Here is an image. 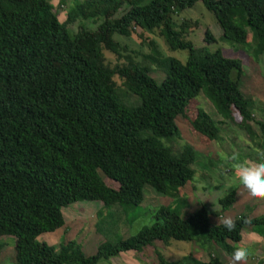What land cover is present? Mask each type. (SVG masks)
<instances>
[{
	"label": "trees",
	"instance_id": "1",
	"mask_svg": "<svg viewBox=\"0 0 264 264\" xmlns=\"http://www.w3.org/2000/svg\"><path fill=\"white\" fill-rule=\"evenodd\" d=\"M197 1L213 16L222 41L244 44L247 27L255 54L264 53V0H81L63 22L47 0H0V237L13 238L12 264H96L170 241L212 243L230 258L244 227H264V214L238 215L231 232L210 223L209 216L234 204L231 190L218 199L215 212L199 207L180 217L159 207L151 226L114 243L98 213L94 230L104 241L91 256L73 241L54 247L38 240L64 225L61 209L69 204L137 206L144 185L166 196L191 181L196 152L188 145L173 147L180 139L175 119H185L199 142L219 138L201 107L186 113L199 95L223 122L252 141H264V123L254 120L252 101L239 90L241 61L218 48H194L186 40L190 24H175ZM100 18L94 30L68 29ZM143 33H157L169 52H186L184 63L163 56ZM113 35H134L147 50L143 60L123 55L126 48ZM202 42L215 40L206 30ZM105 52L114 56L113 64ZM149 66L163 74L159 83ZM100 174L116 187H108ZM155 254L158 264H171ZM189 264L223 263L209 253L206 262Z\"/></svg>",
	"mask_w": 264,
	"mask_h": 264
},
{
	"label": "rangeland",
	"instance_id": "2",
	"mask_svg": "<svg viewBox=\"0 0 264 264\" xmlns=\"http://www.w3.org/2000/svg\"><path fill=\"white\" fill-rule=\"evenodd\" d=\"M77 1L81 0H47L53 6L59 22L64 21L66 12ZM148 1L143 0L144 3ZM181 20L190 24L186 40L190 41L194 48L205 47L209 51L218 48L223 56L241 61L242 76L239 90L245 98L252 101L250 112L254 120L264 123V53L255 54L253 32L244 27L246 32V42L244 44L222 41L220 39L221 31L213 16L204 9L199 1L195 2L191 8L181 11L175 24H178ZM100 22L101 18L87 21L80 20L68 25V29L72 33L78 31L79 27L94 30ZM206 30L215 40L212 44L207 45L202 42ZM142 36L154 40L157 49L163 56H170L180 63H184L186 52H169L157 33H143ZM112 38L126 48L123 55L131 57L136 62L142 61V56L147 53L146 48L139 44L134 35L128 38L113 35ZM104 55L106 61L111 64L115 62V58L111 54L105 52ZM149 67L151 69L150 76L159 83L163 78V74L156 68ZM120 92L124 91L121 89ZM198 106L216 123L219 138L211 143L199 142L197 135L191 133L185 119L181 117L175 119L180 139L173 142V147L188 145L196 152L195 162L191 165L194 172L191 181L166 196L159 195L149 186L144 185L142 188V201L137 206L112 205L104 207L97 201L69 204L61 209L64 225L52 233L42 234L38 240L54 247L73 241L85 256H91L96 252L98 245L104 241V238L94 230V223L96 217L98 219V215H102L105 219L102 226L107 231L108 240L114 243L135 235L143 227L151 226L154 222L155 211L159 207L175 210L180 217L193 213L199 207H204L209 212H215L219 208L218 199L231 190H235L239 194L236 202L227 212L218 216H209L210 223H221L224 216L236 218L241 214H246L249 217L263 215L264 211H257L258 206L253 209V206L260 202L257 199L251 197L248 202H243L242 196H248L249 194L236 179L233 163L229 159L233 153H239L241 160L257 161L258 152L264 150V148L261 149L264 147L263 139L258 138L252 141L233 124L223 122L215 113L212 105L202 95L197 96V99L187 108L186 113L188 116H192L195 112L194 109ZM235 119L237 120V117ZM219 121L223 123L220 124ZM251 126L253 132L259 135V126L255 123ZM100 177L108 187H116L114 182L105 179L102 174H100ZM263 245L264 227L253 226L242 229L240 242L235 245V248L247 247L249 249L250 255L247 264H264V260H260L258 257L264 248ZM162 246L161 242H155L151 246L144 247L138 253L119 254L116 257L99 260L96 264H135V261L139 264H158L155 252H158L166 262L171 264H189L201 251L204 259H207V255L211 253L218 257L223 264L230 262V258L223 255L221 249L212 243L170 241L168 246ZM13 254V238L10 236L0 237V264H12ZM182 258L185 259L181 260ZM224 260L227 262H224Z\"/></svg>",
	"mask_w": 264,
	"mask_h": 264
},
{
	"label": "clouds",
	"instance_id": "3",
	"mask_svg": "<svg viewBox=\"0 0 264 264\" xmlns=\"http://www.w3.org/2000/svg\"><path fill=\"white\" fill-rule=\"evenodd\" d=\"M229 159L233 163L236 179L249 196L264 200V152H258L257 161L241 160L239 153H233ZM221 223L229 232L236 228V220L231 216H224ZM249 255L247 247H237L230 254V264H247Z\"/></svg>",
	"mask_w": 264,
	"mask_h": 264
},
{
	"label": "crops",
	"instance_id": "4",
	"mask_svg": "<svg viewBox=\"0 0 264 264\" xmlns=\"http://www.w3.org/2000/svg\"><path fill=\"white\" fill-rule=\"evenodd\" d=\"M236 192V191H235ZM238 193L236 192V195H235V202H236V200H237V197H238ZM242 199H243V202L244 203H246V202H248L250 199H251V197L248 195V196H242ZM258 201H260L259 203H257V204H255L254 206H253V209L255 208V207H257L258 206V208H257V211L258 212H262V211H264V201H262V200H260V199H257ZM227 212V211H226ZM250 218H253V217H250ZM263 247H264V245H263ZM259 250L261 249V248H258ZM129 252H133V251H128V252H125V253H129ZM133 253H135V252H133ZM221 253H222V251H221ZM121 255H124V253H120ZM203 254V252L201 251L198 255H197V257L195 258L196 260H198V261H201V262H206L207 261V259H204L202 256ZM223 254V253H222ZM126 255V254H125ZM224 255V254H223ZM125 257V256H124ZM258 257H259V259L260 260H264V248L262 249V252L258 255ZM126 258V257H125ZM132 258V257H131ZM131 258H130V260H131ZM125 260V259H124ZM129 259L127 258V261H128ZM228 260H229V258H228ZM135 261V260H134ZM224 262H227L226 260H224ZM228 264H230V262H227ZM264 263V262H263ZM129 264H132V263H129ZM135 264H139V263H137L136 261H135Z\"/></svg>",
	"mask_w": 264,
	"mask_h": 264
}]
</instances>
